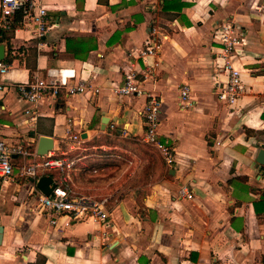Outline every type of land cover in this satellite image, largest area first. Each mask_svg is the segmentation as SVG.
Masks as SVG:
<instances>
[{
    "label": "crops",
    "instance_id": "0c3cea01",
    "mask_svg": "<svg viewBox=\"0 0 264 264\" xmlns=\"http://www.w3.org/2000/svg\"><path fill=\"white\" fill-rule=\"evenodd\" d=\"M165 1L43 0L50 28L42 44L19 16L4 35L9 70L0 92V137L35 155L38 138H52L49 153L68 160L67 152L85 150L92 140L115 134L142 139L147 97H119L116 89L129 64L140 76L146 72L137 53L152 27H165L167 33L157 26L166 37L159 65L141 88L161 100L156 138L171 151L172 163L169 176L144 193L130 189L109 200L106 225H66L54 216L53 225L51 216L34 208L30 184L19 174L22 160L13 157V178L0 183V264H264V166L256 163L264 149V0H180L186 5L179 13L163 11ZM224 22L243 36L233 63L245 92L233 106L214 93L215 83L224 81L214 40ZM86 38L95 39L94 50L67 52V39ZM60 73H73V82L83 80L99 92L61 93L31 107L14 87ZM182 85L191 91L186 110L179 108ZM73 134L86 137L70 150ZM47 155L26 161L42 162ZM181 184L192 190V200L177 197Z\"/></svg>",
    "mask_w": 264,
    "mask_h": 264
},
{
    "label": "built area",
    "instance_id": "2783aa9c",
    "mask_svg": "<svg viewBox=\"0 0 264 264\" xmlns=\"http://www.w3.org/2000/svg\"><path fill=\"white\" fill-rule=\"evenodd\" d=\"M42 1L0 0V44L4 46V58L0 60V92L6 87L3 77L9 70V65L5 60L7 44L6 41H3V37L7 32L12 30L16 22L15 19L19 16L20 25L28 29L32 38L38 41L39 44H42L40 41L50 28L48 13ZM214 37V40L219 45V51L215 57V65L224 75V81L215 83L214 93L219 102L227 106H233L245 92L240 71L233 63L235 51L243 44L242 32L233 23L224 22L218 26ZM165 38L158 27L154 26L151 28L150 38L137 53V59L142 61L146 72L140 76V72L136 68L137 65L134 63L129 64L124 73L122 85L116 89V94L119 97L142 95L147 97V101L141 111L146 126L145 134L141 140L143 143L158 150L166 166H168L172 163L171 151L156 138L161 100L156 96L147 94L141 88L142 82L147 78H151L153 69L159 65L158 58ZM13 53L10 50V54ZM149 59L152 60L151 63H149ZM72 80H74L73 73L51 74L47 78L35 77L30 82L17 83L14 87L20 98L30 104L31 107L36 106L39 102L46 99L55 100L61 93H64L66 96H72L84 95L90 91H93V93L99 92L98 88L92 89L83 80L76 82ZM190 92L189 86H180L179 108L181 110L189 109L192 106ZM30 108L26 109L24 113H31ZM1 112L2 108L0 107V115ZM31 120H35V118H31ZM111 129H113V126H111ZM67 141L69 149L75 150L79 148L82 139L79 135L73 134L67 137ZM32 156L37 157L23 145L10 144L0 137V183L12 180L14 176L12 158L18 157L22 160L19 166V174L22 178H26L30 184V196L36 202L34 208L41 209L51 216L49 220L50 224L54 225L56 223L54 217L63 218L66 225L85 220H89L100 226L107 224L110 217L107 207L108 198L96 200L88 195L71 196L66 188L57 185L46 196L36 188L40 171L57 169L70 172L74 161H68L64 158H53L52 153L48 152L44 161L28 163L26 159ZM177 197L179 199L192 200L194 196L188 185L181 184L177 190ZM101 237L105 238L106 233H102Z\"/></svg>",
    "mask_w": 264,
    "mask_h": 264
},
{
    "label": "trees",
    "instance_id": "16d2710c",
    "mask_svg": "<svg viewBox=\"0 0 264 264\" xmlns=\"http://www.w3.org/2000/svg\"><path fill=\"white\" fill-rule=\"evenodd\" d=\"M186 3H183L180 0H166L163 2L162 10L163 11H174L176 13H179L181 8L185 6ZM72 42H78V47L72 48L70 44ZM92 42V43H91ZM91 44V45H90ZM96 48L95 39L92 38H86V39H67L66 42V50L67 52L71 54H76L79 51L88 53L89 51H92ZM103 143V144H102ZM100 145H106L110 147H114L115 150H121V151H132L135 152V154H138L137 150L142 153L144 156H147V163L145 167V174L143 175V180L147 179L149 180V177H163V176H169L168 169L166 168V164L164 162V159L156 150L154 147L145 144L141 142L140 139H131V138H120L118 135L115 134L113 138L111 137H105L103 138L102 142L99 143L98 140H92L90 142H87L85 145V150H75L70 151L65 154V157L68 160H75L79 159V161H76L75 164L72 166V168L79 172L75 173L73 172H66L65 170H51L47 172V170L40 171V176L42 175H49L56 183L57 186L64 187L68 190L69 194L71 196H78V195H88L86 193L78 192L77 186L75 185L76 180L78 179V175H83V173H86L89 169L90 170H96L105 168L107 166H110L113 164L112 160L109 159L112 156V152L108 151H93V147H97ZM117 153V152H116ZM140 157V154H138ZM56 159H61L59 156H54ZM141 158V157H140ZM81 160L87 161L88 165L81 166ZM264 169V167H263ZM65 178V180H64ZM146 181V182H147ZM145 183V182H142ZM90 196V195H88ZM96 200H101L103 198H110L111 200L114 198V196H106V197H95L91 196Z\"/></svg>",
    "mask_w": 264,
    "mask_h": 264
},
{
    "label": "rangeland",
    "instance_id": "374dc122",
    "mask_svg": "<svg viewBox=\"0 0 264 264\" xmlns=\"http://www.w3.org/2000/svg\"><path fill=\"white\" fill-rule=\"evenodd\" d=\"M157 26L160 27L164 33H167L165 27L155 25V27ZM100 142H102V140L99 141V143ZM141 142L143 141L141 140ZM93 151L95 150L93 149ZM137 152L140 154L141 158L138 154H135V152L128 150L112 151L113 154L109 158L113 162L112 165L96 170L89 169L86 173H83V175H78V179L75 183L78 192L95 197L114 196V198L118 193H123L127 190L130 191V189H135L134 191L139 190L140 193H144L145 191H143V189L157 182L160 178L151 176L148 178V181L147 179L143 180L148 157L144 156L138 150ZM80 162L81 166L88 165L85 160H81ZM77 172H79V170L75 171V173Z\"/></svg>",
    "mask_w": 264,
    "mask_h": 264
},
{
    "label": "water",
    "instance_id": "95a60500",
    "mask_svg": "<svg viewBox=\"0 0 264 264\" xmlns=\"http://www.w3.org/2000/svg\"><path fill=\"white\" fill-rule=\"evenodd\" d=\"M3 52L4 48L3 45L0 44V60L3 59ZM105 125L107 121H102ZM86 136L83 134L81 138H85ZM53 150V139L49 137L40 136L37 141L36 146V155L37 156H45L48 152ZM256 163L259 165L264 166V149H260L258 151L256 157ZM56 184L50 176H42L36 182V188L43 193L44 195L48 196L51 191L55 188ZM3 228L0 226V242H1V234Z\"/></svg>",
    "mask_w": 264,
    "mask_h": 264
}]
</instances>
